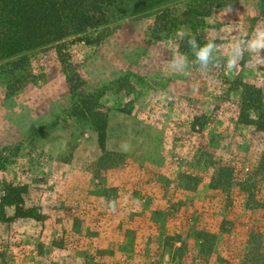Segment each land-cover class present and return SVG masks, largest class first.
Masks as SVG:
<instances>
[{
    "label": "rangeland",
    "instance_id": "obj_1",
    "mask_svg": "<svg viewBox=\"0 0 264 264\" xmlns=\"http://www.w3.org/2000/svg\"><path fill=\"white\" fill-rule=\"evenodd\" d=\"M133 1L61 41L59 59L30 51L22 89L0 84V181L28 185L33 213L0 210V264H264V135L216 108L239 97V81L264 92V0H147L135 13ZM175 6L185 15L168 35L151 32ZM194 28L225 57L219 69L182 54ZM63 60L104 91L105 151L66 115ZM203 112L212 120L193 128ZM213 161L232 172L220 189ZM204 229L215 233L208 250Z\"/></svg>",
    "mask_w": 264,
    "mask_h": 264
},
{
    "label": "trees",
    "instance_id": "obj_2",
    "mask_svg": "<svg viewBox=\"0 0 264 264\" xmlns=\"http://www.w3.org/2000/svg\"><path fill=\"white\" fill-rule=\"evenodd\" d=\"M145 1L134 0L131 4V12L144 9V5L147 4V0ZM216 1H218L217 5H221L228 0ZM118 2L119 0H0V84L5 85V93H9L10 90H20L27 82L24 71L29 64L27 55L30 51L42 49L48 55L59 56V59L63 54L61 41L107 25L117 10ZM184 10L175 6L158 12L149 30L163 33L161 38L166 37L169 26L176 23L177 17L185 15ZM180 49L183 55L192 58L196 64L205 69H219L225 62L223 54L196 28L183 37ZM50 60L52 59L48 61ZM66 63L65 61L63 63L64 74L71 95V103L66 108V115L82 126H90L95 133L96 142L105 151L108 107L101 102L104 91L94 89L76 68ZM6 79H11L13 82L9 84ZM217 88L220 91L222 85L219 84ZM236 89L240 90L238 98L227 97L226 100L223 97L219 98L216 108L219 110L230 107L237 123L242 127L251 126L254 131L264 135L263 90L252 83L240 81ZM230 93L231 91H227L228 96ZM211 120L212 118L203 112L193 114L191 124L193 128L202 129L207 127ZM204 147V153L208 152L212 156L208 150L209 144ZM212 163L214 167L210 187L223 188L230 182L232 172L220 162ZM27 192L26 184L0 181V210L11 207L14 218L33 216V213L26 211L23 206ZM260 207L264 208V204L262 203ZM214 237L215 233L208 229H204L203 234L197 236L199 240L203 238L206 240L201 242L205 250L211 248ZM183 239L182 236H178L174 241L183 243Z\"/></svg>",
    "mask_w": 264,
    "mask_h": 264
}]
</instances>
